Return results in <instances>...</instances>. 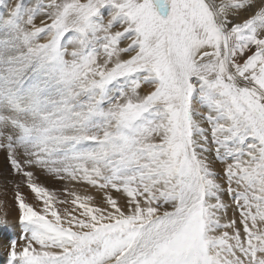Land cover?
<instances>
[{
    "label": "snow or ice",
    "instance_id": "snow-or-ice-1",
    "mask_svg": "<svg viewBox=\"0 0 264 264\" xmlns=\"http://www.w3.org/2000/svg\"><path fill=\"white\" fill-rule=\"evenodd\" d=\"M13 178L2 264H264V0L5 4Z\"/></svg>",
    "mask_w": 264,
    "mask_h": 264
},
{
    "label": "rangeland",
    "instance_id": "rangeland-1",
    "mask_svg": "<svg viewBox=\"0 0 264 264\" xmlns=\"http://www.w3.org/2000/svg\"><path fill=\"white\" fill-rule=\"evenodd\" d=\"M11 0H0V12L4 11V5L10 3ZM9 182L4 184L0 181V217H4L10 221L15 222L18 216L17 205L14 203V192H15V182ZM40 183L44 186L48 187L49 189H59V185L51 180L47 179L46 177L41 176L39 178ZM22 194L25 195L26 201L32 203L34 206L38 203L37 199L35 198L34 194L30 192L29 189L22 186L20 188ZM92 194V193H89ZM63 207V206H61ZM20 234V229L17 227L14 233H10V236L18 237ZM3 258L0 257V264H2Z\"/></svg>",
    "mask_w": 264,
    "mask_h": 264
},
{
    "label": "bare ground",
    "instance_id": "bare-ground-1",
    "mask_svg": "<svg viewBox=\"0 0 264 264\" xmlns=\"http://www.w3.org/2000/svg\"><path fill=\"white\" fill-rule=\"evenodd\" d=\"M92 194H94V193H92Z\"/></svg>",
    "mask_w": 264,
    "mask_h": 264
}]
</instances>
